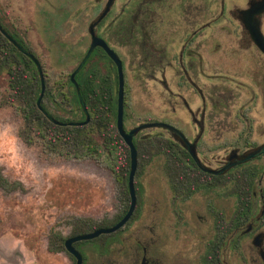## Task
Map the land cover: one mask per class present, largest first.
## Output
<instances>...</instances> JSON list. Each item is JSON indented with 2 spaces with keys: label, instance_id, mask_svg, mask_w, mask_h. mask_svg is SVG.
Here are the masks:
<instances>
[{
  "label": "flooded vegetation",
  "instance_id": "af4514ba",
  "mask_svg": "<svg viewBox=\"0 0 264 264\" xmlns=\"http://www.w3.org/2000/svg\"><path fill=\"white\" fill-rule=\"evenodd\" d=\"M92 9L94 13L85 17L82 59L95 34L121 60L124 126L130 74L150 83L147 91L153 101L159 100L163 113L137 125L160 121L182 134L159 127L168 132L163 137L165 172L174 199L185 204L193 198L197 219L204 213L211 224L204 251L201 232L195 231L198 261L264 264V151L254 155L264 145V41L261 46L253 35L260 30L264 36V0H97ZM88 10L86 6L84 13ZM89 60L97 63L103 78L117 79L118 105L117 63L103 45H97L85 63L91 68ZM188 143L206 167L226 168L219 174L204 170ZM86 232L64 236L54 229L49 247L67 251L76 264L77 257L65 243ZM90 240L73 243L81 264H87L89 254L81 244ZM140 248L137 264H158L147 246ZM15 256L11 254V261ZM33 261L40 264L36 256Z\"/></svg>",
  "mask_w": 264,
  "mask_h": 264
},
{
  "label": "rangeland",
  "instance_id": "374dc122",
  "mask_svg": "<svg viewBox=\"0 0 264 264\" xmlns=\"http://www.w3.org/2000/svg\"><path fill=\"white\" fill-rule=\"evenodd\" d=\"M96 2L0 0L2 23L42 65L51 97L43 96L41 103L61 118L81 117L73 109L68 78L85 53V17L92 14ZM146 82L126 76V129L163 115ZM139 132L136 209L118 230L81 244L89 253L87 264H137L140 246H147L148 255L158 264H201L194 255L195 231L201 232L204 251L211 226L208 216L202 213L197 219L193 198L184 204L173 197L165 172L163 137L168 132L159 127ZM0 168L9 179L7 186H0V264H36L34 256L40 264H71L67 251L50 249L51 231L68 236L82 224L90 231L111 226L129 207L127 181L117 180L105 154L99 158L62 155L29 129L1 68ZM12 253L19 255L13 261Z\"/></svg>",
  "mask_w": 264,
  "mask_h": 264
},
{
  "label": "trees",
  "instance_id": "16d2710c",
  "mask_svg": "<svg viewBox=\"0 0 264 264\" xmlns=\"http://www.w3.org/2000/svg\"><path fill=\"white\" fill-rule=\"evenodd\" d=\"M0 25L27 48L23 40L11 32L1 19ZM87 67V65L83 66L75 78L90 112L89 122L76 126L56 124L49 120L37 106V99L41 91V79L34 61L22 53L0 31V68L7 72L8 87L18 100L29 129H35L37 134L48 142V146H51L52 150H58L62 155L68 153L79 158H99L105 154L117 180L122 183L127 181L128 188L130 152L115 124L117 79L103 78L101 76L103 74L98 73L95 64H92L91 68ZM87 69L89 70L87 71ZM68 82L72 87L73 109L79 110L80 118H61L51 112L45 104L42 103V106L60 122L83 121L86 115L80 105L79 96L76 87L71 82L70 75ZM46 87L44 98H50L51 90L47 83ZM134 143L138 149L139 144L136 137ZM8 184L9 179L4 176L0 168V186L4 187ZM81 231L90 230L75 229L76 233Z\"/></svg>",
  "mask_w": 264,
  "mask_h": 264
},
{
  "label": "water",
  "instance_id": "95a60500",
  "mask_svg": "<svg viewBox=\"0 0 264 264\" xmlns=\"http://www.w3.org/2000/svg\"><path fill=\"white\" fill-rule=\"evenodd\" d=\"M0 31L11 41L22 53L30 57L40 74L41 78V91L39 94V97L37 99V106L38 108L43 112V114L51 121H53L56 124H61V125H70V126H76V125H83L89 122L90 120V113L89 110L82 98V95L80 93V89L78 86V83L76 81V74L82 69V67L85 65L87 62L88 58L90 57L92 51L97 45H103L104 48L107 50L108 54L114 59V61L117 63L118 66V71H119V87H118V105H117V122H116V127L118 130L119 135L122 137L124 143L129 149L130 152V169H129V174H128V192L130 196V203L127 211L125 214L119 219L116 223H114L111 226H102L98 227L92 231L82 233L76 236L69 237L66 240V247L68 250H70L76 257H77V263L76 264H81L82 263V256L80 253L75 249L73 246V243L76 241L80 240H88V239H93L100 234H106V233H112L122 226L125 225V223L130 219L132 214L134 213L136 206H137V192H136V185H135V175L136 171L138 169V149L134 143V136L143 128L147 127H166L173 131V134L176 136H182L180 130L174 126H172L169 123L165 122H146V123H141L129 130L125 129L124 126V77H123V71H122V62L118 58V56L115 54V52L110 49L106 43L97 37L95 34H93V41L92 44L84 56V58L80 61V63L74 68V70L70 74V79L73 85L76 87L78 96H79V101L80 105L84 110V113L86 115V118L83 121H70V122H60L57 120L51 113H49L43 106H42V99L45 94V89H46V84H45V78H44V73H43V68L40 63V60L25 46H23L15 37H13L11 34H9L2 25H0ZM254 38L263 46V41H264V36L260 32V30H254L253 32ZM189 151L191 152L192 156L195 158L196 162L206 171L214 173V174H219L221 173L226 167L224 168H219V169H210L206 167L198 158L194 148L191 147V144L188 143ZM264 151V145L261 146L259 150H257L254 155L259 154Z\"/></svg>",
  "mask_w": 264,
  "mask_h": 264
}]
</instances>
